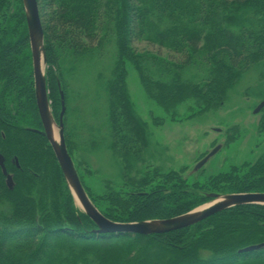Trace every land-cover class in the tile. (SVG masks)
I'll return each mask as SVG.
<instances>
[{"label": "trees", "instance_id": "trees-1", "mask_svg": "<svg viewBox=\"0 0 264 264\" xmlns=\"http://www.w3.org/2000/svg\"><path fill=\"white\" fill-rule=\"evenodd\" d=\"M37 2L49 98L58 121L60 88L64 93V135L73 160L81 143L92 149L127 148V136L135 134L143 141L128 98V63L160 103L173 106L192 98L215 107L245 72L264 62V0ZM133 41L157 45L182 60L138 52ZM109 48L111 58L97 73L96 94L104 97L105 112L102 126L95 128L79 123L68 80L78 76L87 58L100 62ZM190 68L196 72L187 79ZM42 130L23 2L0 0V154L15 184L10 191L0 168V264H264V248L240 253L264 243V206L259 205L233 208L168 234H98L95 223L76 208L48 140L34 132ZM80 179L107 219L138 223L186 214L215 192L264 193V157L227 177L223 187L189 186L172 173H155L148 182L143 177L132 184L134 195L111 192L108 208L114 210L100 206ZM146 186L153 190L145 191Z\"/></svg>", "mask_w": 264, "mask_h": 264}, {"label": "rangeland", "instance_id": "rangeland-1", "mask_svg": "<svg viewBox=\"0 0 264 264\" xmlns=\"http://www.w3.org/2000/svg\"><path fill=\"white\" fill-rule=\"evenodd\" d=\"M133 46L138 52L182 60L178 54L148 42L133 41ZM107 51L100 62H89L87 58L78 76L68 80L70 106L76 109L79 123L95 128L102 126L105 112L104 97L97 96L96 83L97 73L104 68L102 65L108 64L113 49ZM126 68L128 98L132 114L143 128V141L135 134L127 136V148L122 144L120 148L104 145L92 149L81 143L74 149L73 162L79 176L104 209L114 210L108 208L111 192L134 195L137 190L132 184L143 177L148 182L155 173L176 174L189 186L199 183L203 187L213 184L223 187L228 186L227 177L235 176L238 171L244 173L264 157V109L255 114L264 101L263 61L257 62L230 86L222 104L215 107H207L192 98L173 106L164 105L146 91L133 65L128 63ZM47 69L48 64L46 76ZM195 72L196 68H190L185 76L191 79ZM102 130L105 134L106 129ZM104 139L109 141L108 137ZM219 145L218 153L203 168L194 171L196 165ZM144 190L151 192L153 189L146 186ZM123 199L129 200L128 196ZM74 202L83 213L75 199Z\"/></svg>", "mask_w": 264, "mask_h": 264}, {"label": "water", "instance_id": "water-1", "mask_svg": "<svg viewBox=\"0 0 264 264\" xmlns=\"http://www.w3.org/2000/svg\"><path fill=\"white\" fill-rule=\"evenodd\" d=\"M22 2L32 54L36 103L43 126L42 131L34 132L44 136L48 140L72 197L81 207L83 213L98 227V234H130L143 236L168 234L193 227L218 213L233 208L252 205L264 206V193H237L226 195L211 193L206 195V197L210 199L207 205L170 219L150 220L138 223H116L107 219L89 198L72 157L68 152L64 135L66 103L61 88V112L58 122L53 115L46 77L47 52L45 48L44 29L40 18L38 2L37 0H22ZM262 109H264V101L260 103L255 114L259 113ZM220 149L221 145L213 149L206 158L196 165L194 171L197 172L203 168ZM0 168L2 174L6 178L8 189L10 191L14 190L15 184L13 176L7 172L5 158L1 154ZM263 248L264 243L245 248L241 250L240 253L253 252Z\"/></svg>", "mask_w": 264, "mask_h": 264}]
</instances>
